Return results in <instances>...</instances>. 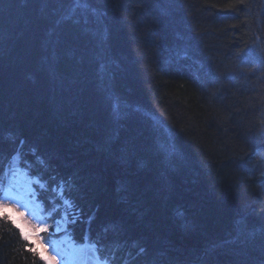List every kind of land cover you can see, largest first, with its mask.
Wrapping results in <instances>:
<instances>
[{"label":"trees","instance_id":"trees-1","mask_svg":"<svg viewBox=\"0 0 264 264\" xmlns=\"http://www.w3.org/2000/svg\"><path fill=\"white\" fill-rule=\"evenodd\" d=\"M80 4L0 0V197L26 162L45 240L67 196L115 264H264V0ZM9 215L0 264H47Z\"/></svg>","mask_w":264,"mask_h":264},{"label":"rangeland","instance_id":"rangeland-1","mask_svg":"<svg viewBox=\"0 0 264 264\" xmlns=\"http://www.w3.org/2000/svg\"><path fill=\"white\" fill-rule=\"evenodd\" d=\"M20 170L21 169L18 168L15 171V185L13 189L7 193V199L0 201L5 205L3 209H0V213H9V216L15 220L16 223L21 225V228L24 230V234L29 235V241L34 244V247L42 257L49 256L55 258L51 260L50 264H61L58 261V256H60V254H65L70 261L75 260V263L79 264L78 261L82 262L83 255L77 254V256H74L72 259L73 254L63 251L66 249L63 246V242L53 245V249L48 248L47 245L42 242L39 232L37 233L35 229V226L39 224V221H41L39 209L36 205H31L29 200L31 194L30 184L26 181V177L22 176V171ZM18 202H22L23 205H19ZM31 209L38 221H36L33 216L27 214V210ZM21 213H23V215H21ZM66 224H68L67 219H63L60 227H58V230L64 229L67 226ZM65 242L70 243L69 240H66ZM46 263L49 264L48 261H46Z\"/></svg>","mask_w":264,"mask_h":264},{"label":"snow or ice","instance_id":"snow-or-ice-1","mask_svg":"<svg viewBox=\"0 0 264 264\" xmlns=\"http://www.w3.org/2000/svg\"><path fill=\"white\" fill-rule=\"evenodd\" d=\"M77 5L78 6H84V5L80 4V0H77ZM11 160L20 161L21 160V154L19 152H17L15 155H13ZM9 168H11V163L9 165ZM23 171L26 174H29V178L31 179V176H30L31 168L29 165H27L26 162H25V166H24ZM36 181H37V183H41V180L39 177L36 178ZM56 187H57V189H61V184H57ZM46 190H48V186H47V184H44L42 187V191H46ZM68 191H69L68 187L66 185H64L62 188L61 195H63L64 193H67ZM3 199H4L3 197H0V201H2ZM58 199H59V197H58ZM61 202L64 204V207H65V215L63 217H61V219H68L70 216V217H72V219H69L68 222L71 224H75L76 220L79 219V215H78V212L76 210L74 202L71 199H69L67 196H64V199ZM4 207H5V205L2 202H0V209H3ZM21 215H23V213H21ZM9 219H10V217H9ZM12 222L16 225L17 228L21 229V235L23 236V238L25 240H28L29 235L24 234V230H23V228H21V225L16 223L15 220H13ZM90 223H91V218L89 219V224ZM48 227L49 226L47 224H37L35 226V229H36L37 233L38 232H47ZM88 239L90 240L91 238L89 237ZM92 243L95 245V244H98L99 242L98 241H92ZM116 250L117 249L111 250V252L107 255H100V253L103 252V246L97 247L99 264H115V261L117 259L116 255H115ZM33 251H34V249H33ZM42 259L48 261L50 264L51 260H53L55 258L45 256V257H42Z\"/></svg>","mask_w":264,"mask_h":264},{"label":"bare ground","instance_id":"bare-ground-1","mask_svg":"<svg viewBox=\"0 0 264 264\" xmlns=\"http://www.w3.org/2000/svg\"><path fill=\"white\" fill-rule=\"evenodd\" d=\"M19 143V142H18ZM18 152H20V150L18 151ZM17 153V151H13L12 153H10L9 154V157H13V155H15ZM33 159L36 161V162H38V164H40L41 166H45V163H44V161H45V159H44V156L43 155H35L34 157H33ZM46 162V161H45ZM22 174V176H25V172H23V173H21ZM90 213H92V211H90Z\"/></svg>","mask_w":264,"mask_h":264}]
</instances>
